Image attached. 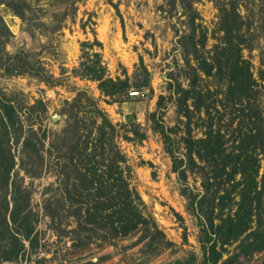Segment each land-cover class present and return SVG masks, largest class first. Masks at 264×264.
<instances>
[{
  "label": "rangeland",
  "instance_id": "1",
  "mask_svg": "<svg viewBox=\"0 0 264 264\" xmlns=\"http://www.w3.org/2000/svg\"><path fill=\"white\" fill-rule=\"evenodd\" d=\"M9 1L0 2V95L13 99L24 123L16 159L28 124L45 155L38 175L19 171L31 189L32 239L11 259L1 254L0 264H264V247L255 246L264 228V189L234 193L228 175H220L218 148L201 145L190 159L186 144L189 134L218 135L225 152L243 149L250 161L258 158L257 185L264 183V154L257 148L264 136V0H237L241 26L234 40L255 81L247 109L230 91L229 71L219 68L215 53L223 34L220 7L228 0ZM191 32L197 54L189 51ZM19 55L28 70H17ZM85 65L131 83L147 73L150 84L116 92L102 87L107 93L98 79L81 74ZM79 90L115 125L148 232L140 225L107 240L99 230L81 229L75 205L65 202L60 220L44 209L59 181L48 147L72 120L66 101ZM82 105L79 115L89 123L93 105L87 99ZM256 105L262 119L245 117Z\"/></svg>",
  "mask_w": 264,
  "mask_h": 264
},
{
  "label": "trees",
  "instance_id": "2",
  "mask_svg": "<svg viewBox=\"0 0 264 264\" xmlns=\"http://www.w3.org/2000/svg\"><path fill=\"white\" fill-rule=\"evenodd\" d=\"M0 2L11 4L9 0H0ZM227 4V7H220L219 28L223 34L221 41L215 44V53L217 58L222 60L218 65L219 68L224 66L229 71L228 81L233 83V86L230 85V91L236 90L234 94L238 101L245 100V103L247 101L245 104L247 109L250 103V90L255 81L248 60L240 55L239 42L234 40V30L238 32L241 26L238 1L228 0ZM17 12L21 13L18 10ZM190 20L191 26L195 29V17L191 16ZM188 37L191 45L189 51L197 54V41L193 32ZM19 59L22 63L17 70H28L24 67L27 64L22 55H19ZM203 61L206 62V58ZM81 74L98 79L101 88L105 86L115 92L130 86L145 88L150 84L147 73L140 83L129 82L128 76L125 79L120 77L113 79L105 76L103 70L99 71L87 65L82 69ZM102 90L104 91L103 88ZM104 92L108 93V91ZM83 99H87L88 104L93 105L90 109L93 114L89 123L83 115H79ZM12 100L2 99L0 95V259L1 254L5 259L17 256L25 246L23 240L32 239L33 225L29 205L31 189L23 183V176L19 175V171L21 169L30 176L38 175L45 155L36 130L28 124V132L23 135L21 141L19 159H16V145L25 131L18 108ZM66 102L69 103L68 117L72 120L63 128L60 141L48 147L51 153L55 151L53 155L59 166L57 170L59 181L57 186L51 189L49 187L51 194L44 201L47 214L52 219L60 220L61 216H65L63 205L68 202V208L75 205L72 214L77 216L79 223L81 222V229L99 230L102 237L107 240L113 235L136 230L140 225H143L141 228L148 232V220L140 208V196L129 184L124 172L126 156L114 139V123L108 118L106 111L96 105L95 101H91V97L82 90L77 91L72 100ZM253 108L252 113L245 111V117L253 115L257 120L262 119L259 107L256 105ZM158 129L164 135L167 134L163 125L160 124ZM258 131L261 130L257 129L249 136L254 137L259 133ZM260 137H263L262 142L257 148L264 154L263 134ZM219 138L218 135L211 136L210 133L198 138L189 134L186 138L188 157L193 158L194 150L199 151L201 145L205 149L218 148L217 151L221 154L218 159L222 161L219 168L220 175L222 172L228 175L231 180L230 190L234 193H262L264 183L257 185L256 180L260 167L258 158L252 157L250 161V155L243 149L234 153L233 150L225 152L224 141ZM228 163L232 166L227 171L225 167ZM237 172L240 173L239 178L235 177ZM258 233L261 236L255 246L262 248L264 228L258 230ZM209 247L215 248L214 245Z\"/></svg>",
  "mask_w": 264,
  "mask_h": 264
},
{
  "label": "built area",
  "instance_id": "3",
  "mask_svg": "<svg viewBox=\"0 0 264 264\" xmlns=\"http://www.w3.org/2000/svg\"><path fill=\"white\" fill-rule=\"evenodd\" d=\"M132 93H137L138 91L137 90H134V91H131Z\"/></svg>",
  "mask_w": 264,
  "mask_h": 264
}]
</instances>
